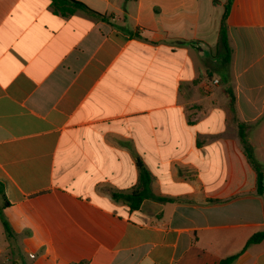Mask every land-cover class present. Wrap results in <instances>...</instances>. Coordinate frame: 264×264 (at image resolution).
Returning <instances> with one entry per match:
<instances>
[{"label": "crops", "instance_id": "crops-1", "mask_svg": "<svg viewBox=\"0 0 264 264\" xmlns=\"http://www.w3.org/2000/svg\"><path fill=\"white\" fill-rule=\"evenodd\" d=\"M75 1L0 0V264H264V0Z\"/></svg>", "mask_w": 264, "mask_h": 264}, {"label": "trees", "instance_id": "trees-1", "mask_svg": "<svg viewBox=\"0 0 264 264\" xmlns=\"http://www.w3.org/2000/svg\"><path fill=\"white\" fill-rule=\"evenodd\" d=\"M126 1H132V0H126ZM234 4V0H226L225 3V13L223 16V21H222V27H221V47L223 49L224 55H226V61H230V54H231V49L228 43V38H227V33H226V20L231 12L232 6ZM52 7L54 11L57 14L62 15L63 17H68L70 15L75 14L78 11H85L88 14L94 15L99 17L100 19H105V16L101 15L100 13H97L95 11H92L89 9L86 5L83 3H80L75 0H52ZM234 98L232 97L230 99V105L232 108H234ZM240 135L241 139L245 145V152L251 161V163L254 165L255 169L257 170L258 173V192L259 194L263 195L264 194V174L260 167L256 164L254 157L248 147L246 146V141H245V136L242 133V127H240ZM138 167L140 170V179H139V184L136 189L131 191L130 193H122V192H115L113 193V198L116 201H122L126 204H128L132 210H138L143 202L147 199H159L155 197L152 193L151 190V183H152V174L145 168V166L142 163H138ZM0 194L2 195L3 199V207L8 206V201L6 200V196L4 194V191L1 188L0 185ZM162 200V199H160ZM2 208V207H1ZM0 208V221H2L5 230L9 235H11V229L3 216L2 209ZM264 240V231L258 232L254 234L247 242L246 248L253 244L260 243ZM238 255L228 257L220 262V264H232L236 259ZM80 264H85V263H80Z\"/></svg>", "mask_w": 264, "mask_h": 264}, {"label": "built area", "instance_id": "built-area-1", "mask_svg": "<svg viewBox=\"0 0 264 264\" xmlns=\"http://www.w3.org/2000/svg\"><path fill=\"white\" fill-rule=\"evenodd\" d=\"M217 82V81H216ZM32 257L34 256V255H31Z\"/></svg>", "mask_w": 264, "mask_h": 264}]
</instances>
